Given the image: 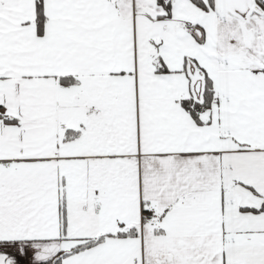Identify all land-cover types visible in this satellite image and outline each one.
Segmentation results:
<instances>
[{"label":"snow or ice","instance_id":"obj_1","mask_svg":"<svg viewBox=\"0 0 264 264\" xmlns=\"http://www.w3.org/2000/svg\"><path fill=\"white\" fill-rule=\"evenodd\" d=\"M0 264H264V0H0Z\"/></svg>","mask_w":264,"mask_h":264}]
</instances>
